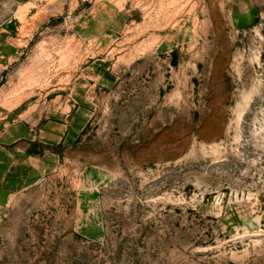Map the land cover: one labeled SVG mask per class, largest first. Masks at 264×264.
<instances>
[{
  "label": "rangeland",
  "instance_id": "1",
  "mask_svg": "<svg viewBox=\"0 0 264 264\" xmlns=\"http://www.w3.org/2000/svg\"><path fill=\"white\" fill-rule=\"evenodd\" d=\"M5 22L0 112L44 127L45 168L0 208V264H264V0H0Z\"/></svg>",
  "mask_w": 264,
  "mask_h": 264
},
{
  "label": "crops",
  "instance_id": "2",
  "mask_svg": "<svg viewBox=\"0 0 264 264\" xmlns=\"http://www.w3.org/2000/svg\"><path fill=\"white\" fill-rule=\"evenodd\" d=\"M11 30L7 22L0 24V57L3 51L12 50ZM29 134L26 126L14 123L7 112H0V208L12 201L14 193L34 184L40 177L41 168H45V162L41 163L44 156L39 158L36 152L29 150L30 141H44L45 129L42 127L35 134ZM49 139L50 143L59 141L60 132Z\"/></svg>",
  "mask_w": 264,
  "mask_h": 264
}]
</instances>
